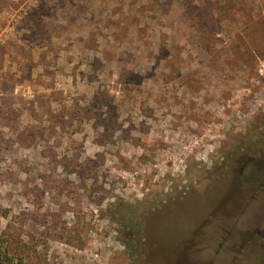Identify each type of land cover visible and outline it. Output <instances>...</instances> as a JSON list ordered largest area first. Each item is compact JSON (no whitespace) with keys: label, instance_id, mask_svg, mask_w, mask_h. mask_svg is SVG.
<instances>
[{"label":"rangeland","instance_id":"obj_1","mask_svg":"<svg viewBox=\"0 0 264 264\" xmlns=\"http://www.w3.org/2000/svg\"><path fill=\"white\" fill-rule=\"evenodd\" d=\"M0 235L264 264V0H0Z\"/></svg>","mask_w":264,"mask_h":264},{"label":"trees","instance_id":"obj_2","mask_svg":"<svg viewBox=\"0 0 264 264\" xmlns=\"http://www.w3.org/2000/svg\"><path fill=\"white\" fill-rule=\"evenodd\" d=\"M126 224L134 233L139 234V224L131 218L125 217ZM136 228V229H135ZM15 243V244H14ZM35 249L31 245L11 240L0 235V264H25L32 259Z\"/></svg>","mask_w":264,"mask_h":264}]
</instances>
